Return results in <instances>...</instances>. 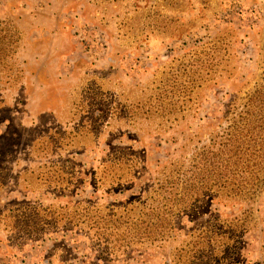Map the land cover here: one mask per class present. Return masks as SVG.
I'll return each instance as SVG.
<instances>
[{"label": "rangeland", "instance_id": "374dc122", "mask_svg": "<svg viewBox=\"0 0 264 264\" xmlns=\"http://www.w3.org/2000/svg\"><path fill=\"white\" fill-rule=\"evenodd\" d=\"M262 105L264 0H0V264H264Z\"/></svg>", "mask_w": 264, "mask_h": 264}, {"label": "trees", "instance_id": "16d2710c", "mask_svg": "<svg viewBox=\"0 0 264 264\" xmlns=\"http://www.w3.org/2000/svg\"><path fill=\"white\" fill-rule=\"evenodd\" d=\"M262 107H264V106L262 105ZM258 130L259 131L255 132L256 136L254 137V139H256L257 137L261 136V134H262V138H260V139L264 140V131H263L264 129L261 127V128H258Z\"/></svg>", "mask_w": 264, "mask_h": 264}]
</instances>
